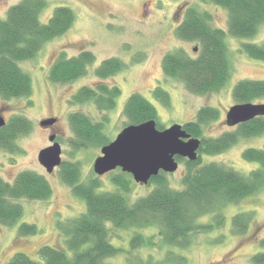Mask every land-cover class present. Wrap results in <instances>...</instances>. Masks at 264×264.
<instances>
[{"label":"trees","instance_id":"16d2710c","mask_svg":"<svg viewBox=\"0 0 264 264\" xmlns=\"http://www.w3.org/2000/svg\"><path fill=\"white\" fill-rule=\"evenodd\" d=\"M227 12V33L210 25L211 18L205 12L193 7L183 11L181 22L175 28V35L184 41L198 43V53L190 57L181 51L166 54L162 59V71L168 78L182 82L187 91L207 95L221 90L227 83L231 66L226 34L239 39L253 37L264 24V0H208ZM44 0H22L11 6L0 19V99L30 98L32 81L19 64L30 60L45 43L63 35L73 24L75 16L67 7H56L49 18L41 21L47 9ZM241 51L249 58L264 62V43H242ZM94 55L81 51L76 56L59 55L49 69V79L54 83H70L87 74L94 63ZM124 65L116 58L103 60L93 70L97 79L103 80L122 71ZM121 95L117 86L102 82L94 87L83 86L72 95L73 104L92 103L102 113L113 110ZM153 99L168 105V94L157 87ZM237 103H252L264 99V80H239L231 91ZM122 115L128 124L137 125L154 120L156 128L158 115L154 105L140 94H131L125 101ZM219 112L213 107L200 108L194 119L182 125L191 137L199 138V154L213 156L237 144L241 139L264 135V117H256L234 126L216 138H202V130L216 121ZM73 133L69 143L73 151L101 148L110 142L105 132L108 117L93 120L82 112L68 116ZM31 124L20 116L6 121L0 129V149L13 154L17 151L15 142L19 136L30 132ZM187 161L181 178V189H172L165 173L160 172L148 183L154 188L146 195L131 202L132 178L119 172L110 178L111 190H104L98 179L81 180L78 165L61 162L59 177L72 194L85 204V211L66 221L58 220L56 228L63 238L62 247L42 246L36 256L15 253L5 264H116L109 259L155 246L153 236L143 231L154 229L159 237L162 254L158 258L136 259L130 264H186V258L178 251L192 244L193 238L208 234L223 225L224 209L230 204L250 197L264 188V144L262 148L243 151L245 161L257 165L249 174L226 168L214 162L199 164L200 158ZM51 189L46 179L38 174L24 171L12 182L0 178V224L14 226L22 217L20 200H46ZM211 220L201 222L203 217ZM252 219L251 213H240L230 219L238 234H243ZM112 231L130 232L128 250L112 242L120 237ZM37 228L21 223L17 228L19 236H33ZM264 249V239L260 241ZM251 264H264V252L250 258Z\"/></svg>","mask_w":264,"mask_h":264},{"label":"rangeland","instance_id":"374dc122","mask_svg":"<svg viewBox=\"0 0 264 264\" xmlns=\"http://www.w3.org/2000/svg\"><path fill=\"white\" fill-rule=\"evenodd\" d=\"M22 0H0V19L7 10ZM47 9L41 15L45 22L56 7H67L74 13L72 26L61 36L43 45L30 60L19 64L32 81L30 98H15L8 101L0 99V109L5 121L20 116L31 124L30 132L19 136L15 142L17 151L13 154L0 149V178L12 182L17 174L28 171L43 176L48 182L51 195L42 201L20 200L23 209L21 219L14 226L0 224V264H5L15 253L21 252L28 257L36 256L42 246L62 247L63 238L56 228L58 220L66 221L85 211L84 202L75 197L59 177V166L52 173H47L37 160L38 152L51 145L49 137L54 135V142L61 147L62 162L78 165L81 180L98 179L104 190H111L110 178L121 172L119 168L102 176L93 172V162L100 156L101 148H89L73 151L70 139L73 133L68 122L69 114L82 112L93 120L108 117L105 132L112 140L128 124L122 115L126 99L134 93L149 100L156 108L157 122L162 129L173 124L183 125L194 119L202 107H213L219 112V118L202 130V138H216L230 131L225 122L226 112L235 104L231 96L234 85L239 80H264V62L253 60L241 51L242 43H264V24L251 38L239 39L226 34L225 43L231 66L230 77L218 92L197 95L186 90L177 79L163 74V57L176 50L193 57L198 53V43L184 41L175 35V28L181 22L183 11L193 7L207 13L210 25L227 33V12L208 0H44ZM196 49V51H194ZM81 51H89L95 61L85 76L70 83H54L49 79V69L56 58L76 56ZM116 58L124 65L119 73L109 78L97 79L93 70L103 60ZM102 82L117 86L121 95L113 110L102 113L92 103L73 104L72 95L83 86L94 87ZM160 87L169 97L168 105L153 99L152 92ZM264 104L263 100L252 102ZM54 118L50 127H41L43 120ZM161 129V130H162ZM199 139V138H198ZM200 140V139H199ZM264 144V135L241 139L223 153L213 156L199 154V164L214 162L240 174H249L257 167L255 163L243 159L242 153L249 148L260 149ZM184 159V158H182ZM187 160V159H185ZM188 161V160H187ZM185 173L184 162H178L174 173L165 175L172 189H181V178ZM128 199L133 202L146 195L154 188L153 184H137L132 180ZM240 213H251L252 219L243 234H238L230 219ZM211 216L203 217L201 222H208ZM21 223H28L37 228L33 236H19L17 228ZM115 231L111 230V234ZM120 240L112 237L115 245L128 250L130 232L117 230ZM146 236H153L155 243L151 248H140L109 259L116 264H130L136 259L162 254L159 237L154 229L143 231ZM264 239V188L254 195L224 209L223 225L208 234L193 238L192 244L185 250L178 251L186 258V264H251L250 258L264 249L260 241Z\"/></svg>","mask_w":264,"mask_h":264},{"label":"water","instance_id":"95a60500","mask_svg":"<svg viewBox=\"0 0 264 264\" xmlns=\"http://www.w3.org/2000/svg\"><path fill=\"white\" fill-rule=\"evenodd\" d=\"M196 51V49H194ZM256 117H264V104L237 103L225 115L228 126L234 127ZM54 118L43 120L41 127H50ZM6 124L0 109V129ZM49 137L51 145L38 152L37 160L47 173L60 166L61 147ZM201 141L191 137L182 125L173 124L162 130L154 120L124 127L107 145L101 147L100 156L93 162V172L102 176L117 168L131 176L137 184L145 185L160 172L174 173L178 168L176 158L195 161Z\"/></svg>","mask_w":264,"mask_h":264},{"label":"flooded vegetation","instance_id":"af4514ba","mask_svg":"<svg viewBox=\"0 0 264 264\" xmlns=\"http://www.w3.org/2000/svg\"><path fill=\"white\" fill-rule=\"evenodd\" d=\"M54 126V125H53Z\"/></svg>","mask_w":264,"mask_h":264}]
</instances>
